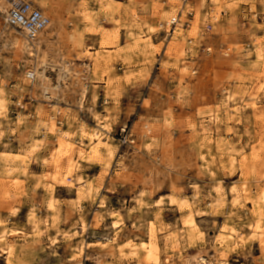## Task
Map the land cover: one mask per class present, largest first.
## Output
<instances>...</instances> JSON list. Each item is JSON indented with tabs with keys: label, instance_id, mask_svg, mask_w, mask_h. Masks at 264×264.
<instances>
[{
	"label": "rangeland",
	"instance_id": "rangeland-1",
	"mask_svg": "<svg viewBox=\"0 0 264 264\" xmlns=\"http://www.w3.org/2000/svg\"><path fill=\"white\" fill-rule=\"evenodd\" d=\"M26 1L60 31L0 21V264H264V0Z\"/></svg>",
	"mask_w": 264,
	"mask_h": 264
},
{
	"label": "built area",
	"instance_id": "built-area-1",
	"mask_svg": "<svg viewBox=\"0 0 264 264\" xmlns=\"http://www.w3.org/2000/svg\"><path fill=\"white\" fill-rule=\"evenodd\" d=\"M10 1L12 4L5 17L7 24L25 32L26 38L29 41H34L38 34L48 26L50 17L32 2L26 0ZM188 3H192V0H180L178 13L171 17L169 21L162 22L160 28L166 32H171L172 30L174 32L182 24L181 19ZM190 24L189 21H185L182 26L185 28ZM26 77L29 81H34L36 79V73L34 71H28ZM132 136L127 125L122 128L121 140L123 143L133 142ZM197 264H215V262L209 256L203 255L199 257Z\"/></svg>",
	"mask_w": 264,
	"mask_h": 264
},
{
	"label": "bare ground",
	"instance_id": "bare-ground-1",
	"mask_svg": "<svg viewBox=\"0 0 264 264\" xmlns=\"http://www.w3.org/2000/svg\"><path fill=\"white\" fill-rule=\"evenodd\" d=\"M11 4L12 3L10 0H0V21H2V19H3V23H5L6 27H8V26H7L6 20L4 19L5 17H3V14L8 12V10L11 7ZM57 23H58L57 19L51 18L48 26L38 34L37 38L34 41H29L26 38L25 32H22L21 30H19L18 28L14 27V26H10L9 28H5L4 34H5L6 38H8V40L14 44L19 42V40H20L21 45H23V47H25L27 50H32L34 47H37V50L38 49L41 50L43 48V45L52 42L56 36L55 33L56 32L58 33L59 27H58ZM16 30L21 31V33H24L23 34L24 39L19 38ZM43 62H45V61L43 60ZM45 65H46V63H45ZM101 136H102V134H100L99 132H97V133L95 132L92 135H90V137H89L90 142H91L90 151H96L97 147L103 142ZM63 143H64V141H63ZM68 145H69V143H68ZM85 152H86L85 149L80 150V157H83V154ZM97 152H99V151H97ZM75 163H76V160L73 157L69 158V162H68L69 169H72L75 166ZM192 222H193V220L190 223H192Z\"/></svg>",
	"mask_w": 264,
	"mask_h": 264
},
{
	"label": "crops",
	"instance_id": "crops-1",
	"mask_svg": "<svg viewBox=\"0 0 264 264\" xmlns=\"http://www.w3.org/2000/svg\"><path fill=\"white\" fill-rule=\"evenodd\" d=\"M58 22V21H57ZM59 23V22H58ZM60 31V30H59Z\"/></svg>",
	"mask_w": 264,
	"mask_h": 264
}]
</instances>
